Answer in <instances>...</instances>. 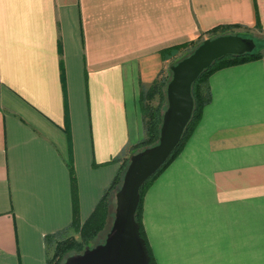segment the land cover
Wrapping results in <instances>:
<instances>
[{
  "label": "crops",
  "instance_id": "crops-1",
  "mask_svg": "<svg viewBox=\"0 0 264 264\" xmlns=\"http://www.w3.org/2000/svg\"><path fill=\"white\" fill-rule=\"evenodd\" d=\"M220 25L264 31V0H0V264H47L45 237L75 205L85 221L143 138L141 85ZM207 84L144 232L156 264H264V58Z\"/></svg>",
  "mask_w": 264,
  "mask_h": 264
},
{
  "label": "water",
  "instance_id": "water-1",
  "mask_svg": "<svg viewBox=\"0 0 264 264\" xmlns=\"http://www.w3.org/2000/svg\"><path fill=\"white\" fill-rule=\"evenodd\" d=\"M254 47L252 38L237 34L220 35L203 40L189 55L170 67L171 78L166 85V107L158 142L130 156L115 194L114 217L104 241L87 246L81 253L69 255L62 264H150L135 218L140 188L180 142L193 112L192 84L202 71L219 58L248 53Z\"/></svg>",
  "mask_w": 264,
  "mask_h": 264
},
{
  "label": "trees",
  "instance_id": "trees-1",
  "mask_svg": "<svg viewBox=\"0 0 264 264\" xmlns=\"http://www.w3.org/2000/svg\"><path fill=\"white\" fill-rule=\"evenodd\" d=\"M259 33H261V36H254L252 35L253 33H250L247 29H242L239 25H220L207 31L205 37H201L190 43L176 45L174 48L169 49L168 55L170 57V64L168 67L161 70L158 77L150 85H141L140 88L139 100L143 117V138L136 144L130 146L125 151L123 157H117L115 159L120 161L115 177L105 189L93 211L82 223L79 222L78 211L75 205L73 210V220L69 228L76 231V236L70 235L64 237L66 233L65 229L45 237V241L50 245V255L47 264H62L63 260L70 252H74V254L81 253L91 244L99 233L106 228L110 211V201L113 194L117 192L121 185L123 174L128 165L130 156L146 147L153 146L158 142L162 114L166 107V85L171 78L170 67L189 55L205 39H211L227 34H237L243 37L252 38L255 47L251 52L241 55H227L215 60L208 68L202 71L196 81L192 84L191 93L194 107L192 116L183 131L181 140L165 163L155 174L149 177L140 188V199L135 218L139 223L140 235L144 239L148 250L150 264H156L142 224V203L144 194L155 178L175 159V157L179 155L200 122L204 107L211 101V92L207 84L208 77L216 70L264 58V31H262L261 27H259ZM70 174L74 193L75 177L72 167H70Z\"/></svg>",
  "mask_w": 264,
  "mask_h": 264
},
{
  "label": "rangeland",
  "instance_id": "rangeland-1",
  "mask_svg": "<svg viewBox=\"0 0 264 264\" xmlns=\"http://www.w3.org/2000/svg\"><path fill=\"white\" fill-rule=\"evenodd\" d=\"M241 34H245V33H241ZM252 35L254 36H261V33L259 32H256L253 33ZM155 103V101H154ZM115 194L116 192L113 194L112 198H111V203H110V211H109V217H108V223H107V226L106 228L99 233V235L91 242V244L89 245V247H92V246H95L96 244H99V243H102L106 237V234L108 233L110 227H111V224H112V221H113V217H114V211H115V206H116V198H115ZM76 231H74L73 229H70L68 231H66V235L64 237H67V236H76ZM74 252H70L66 257H68L69 255H73ZM66 259V258H65ZM64 259V260H65ZM63 260V261H64ZM63 263V262H62Z\"/></svg>",
  "mask_w": 264,
  "mask_h": 264
}]
</instances>
